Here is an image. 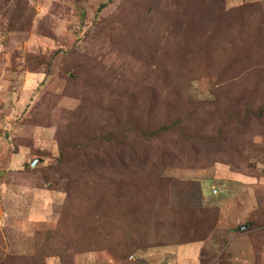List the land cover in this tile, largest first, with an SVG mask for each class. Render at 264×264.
<instances>
[{
    "label": "rangeland",
    "instance_id": "obj_1",
    "mask_svg": "<svg viewBox=\"0 0 264 264\" xmlns=\"http://www.w3.org/2000/svg\"><path fill=\"white\" fill-rule=\"evenodd\" d=\"M256 3L264 9L224 0L228 11ZM173 9L0 0V264H264V154L253 152L264 141V61L241 59V84L223 66L203 73ZM133 183L144 202L160 189L165 210H219L213 232L165 245L139 221L142 244L115 260L124 235L104 214L95 222L93 205L135 196ZM102 226L104 245L93 241Z\"/></svg>",
    "mask_w": 264,
    "mask_h": 264
},
{
    "label": "trees",
    "instance_id": "obj_2",
    "mask_svg": "<svg viewBox=\"0 0 264 264\" xmlns=\"http://www.w3.org/2000/svg\"><path fill=\"white\" fill-rule=\"evenodd\" d=\"M167 2L174 8L172 16L177 19L182 16V19L186 20V24L181 27L185 34L184 37L188 39V51L194 59V63L203 73L209 72L210 68L223 66L221 73L234 72L236 75L233 74L231 78H236L241 84L244 80L242 76L246 70H242V66H238L237 63L245 58L256 63L259 60L264 61V9L260 3L246 4L233 11H228L225 9L224 0H167ZM246 16L249 17L245 18ZM231 22L236 24L235 27L228 26ZM220 59L223 60V63L218 62ZM238 112H234L233 115ZM250 118L248 111L245 115L247 123L253 121L249 120ZM218 138L219 136H210L205 142L219 143ZM221 139L223 142L228 140L227 138ZM253 152L264 154V141L259 146H255ZM260 159L262 163L264 156ZM55 174H57L56 169L53 170V175ZM126 187H129L131 195L135 193L133 198L128 197L127 192L123 190L124 195L116 197L117 200L109 202V198H115V196L109 197L107 194L93 205V210L96 211L95 222L100 223L104 214V221L109 220L115 226L117 225L124 235L126 252H118L115 248V251L109 252L115 260H123V257H127L132 249H136L142 244L143 238L136 236L139 230V221L152 227L145 233L147 241H160L165 245H169L175 240L180 244L200 243L207 240L213 232L216 223L215 214L219 213V210L206 208L165 210L162 206L163 199L158 194L160 189L152 190L144 202L134 183L128 184ZM129 219L133 221L131 226L127 225ZM257 225L256 223L249 227ZM115 226H113V230H115ZM105 228L106 226L94 228L98 234L93 238V241L102 243L99 238ZM130 232H135L134 236H129ZM102 244L104 245V243ZM59 260L61 264H64L65 260L62 256L59 257ZM33 262L34 264H47L44 258H36ZM74 263L75 258L71 264Z\"/></svg>",
    "mask_w": 264,
    "mask_h": 264
},
{
    "label": "crops",
    "instance_id": "obj_3",
    "mask_svg": "<svg viewBox=\"0 0 264 264\" xmlns=\"http://www.w3.org/2000/svg\"><path fill=\"white\" fill-rule=\"evenodd\" d=\"M202 194H203V191H202ZM203 199H204V194H203ZM205 203V202H204ZM220 207L222 206V204H220L219 205ZM223 218V217H222ZM244 228V227H243ZM195 244H197V243H195ZM195 244H193V245H195ZM201 244V243H200ZM189 245H192V244H189ZM185 246H188V245H183V246H178L177 248H178V250L176 249V251L177 252H180V254H182L183 253V251H182V248L183 247H185ZM200 249V248H199Z\"/></svg>",
    "mask_w": 264,
    "mask_h": 264
},
{
    "label": "water",
    "instance_id": "obj_4",
    "mask_svg": "<svg viewBox=\"0 0 264 264\" xmlns=\"http://www.w3.org/2000/svg\"><path fill=\"white\" fill-rule=\"evenodd\" d=\"M37 162L34 163V166H36Z\"/></svg>",
    "mask_w": 264,
    "mask_h": 264
}]
</instances>
